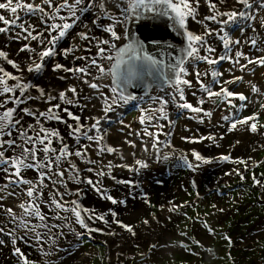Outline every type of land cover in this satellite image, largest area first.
<instances>
[{
    "label": "snow or ice",
    "instance_id": "obj_1",
    "mask_svg": "<svg viewBox=\"0 0 264 264\" xmlns=\"http://www.w3.org/2000/svg\"><path fill=\"white\" fill-rule=\"evenodd\" d=\"M161 28L171 40L152 31ZM261 29L264 0H0V250L9 249L16 264H56L54 258L62 259L58 242L69 234L79 241L92 238L104 231L97 223L107 228L118 225L137 236L139 225L118 219L116 209L98 211L82 202L93 192L118 207L126 208L129 197L156 207L138 179L150 167L148 160L136 158L135 152L130 153L131 163L107 159L113 155L126 161L121 149L107 143L104 124L109 114L128 105L139 112L155 163L175 160L192 173L223 162L243 164L247 170V161L234 160L230 153L215 156L191 148L177 154L171 140L160 137L171 135L164 131L174 123L170 109L223 130L181 137L188 144L207 141L205 147L218 148L238 125L258 132L259 113L241 118L238 113L247 107L248 97L229 86L244 81L235 70L252 74L255 66L264 67ZM244 46L254 49V56L247 55ZM221 62L229 64L231 78L219 70ZM49 77L60 86L46 83ZM248 83L253 93L264 95L256 84ZM229 110H234L232 115L223 114ZM214 113L223 123L212 125ZM118 122L124 124L122 118ZM143 152H150L147 142ZM117 170L133 178L122 177ZM233 174L245 179L238 169L226 173ZM251 179L264 188L254 173ZM191 184L195 189L196 180ZM119 186L127 191L120 194ZM197 198L202 199L199 192ZM169 205L159 210L179 213L189 206L172 201ZM211 207L224 211L215 203ZM150 217L160 223L154 212ZM197 222L216 235L207 219ZM141 224L150 226V220ZM180 235L203 247L187 231ZM223 239L231 248V237L225 234ZM179 246L191 251L188 244ZM25 247L35 248V258ZM156 248L152 243L148 253Z\"/></svg>",
    "mask_w": 264,
    "mask_h": 264
},
{
    "label": "rangeland",
    "instance_id": "obj_2",
    "mask_svg": "<svg viewBox=\"0 0 264 264\" xmlns=\"http://www.w3.org/2000/svg\"><path fill=\"white\" fill-rule=\"evenodd\" d=\"M243 50L247 55L254 56L251 54L248 46H244ZM221 63L223 67H220V70L225 72V78H228L227 69L229 68V64L227 62ZM201 68H203V65H201ZM260 68L262 69V67ZM235 72L237 75L243 74L238 69ZM259 73L262 75L264 70L263 73ZM262 84L264 86V80ZM249 89V100L247 102V107L242 112L241 118L258 112L259 120L257 125H259L261 129L263 128L261 125H264V109L261 108V105H264V95L256 99L253 97L255 93L251 91V86ZM138 114L137 109L128 105L126 106L125 112H119L117 110V113L110 115L109 122L104 124V129H106V140L108 143V126L115 123L117 125V127L114 128L115 132H118L122 139L131 140L135 143L136 156H150L153 152L150 147L151 141L148 137L143 136L140 127L141 124L138 121ZM239 114L240 113H238V115ZM170 116L174 123L166 127L164 131L170 132L171 135L167 138L162 135L160 137L162 141L165 139H172L175 126L184 118L181 113L171 109ZM121 118L124 120V124H117V121ZM161 123L166 122L161 121ZM144 127L145 126L142 125V129ZM209 131L223 134V130L220 127H216V129L210 127ZM110 138H112V136ZM233 140L231 136L228 138L227 135H225L224 139L219 142L220 147L218 148L215 146L211 148L205 147V145L209 143L207 141H205L204 145H195V148L201 150L204 154L219 156L220 154L230 153L234 160H246L248 163L247 170H245L243 164H238L239 167L243 169L240 172L244 175V180H241L240 176L235 174L217 180V177L221 176L225 170L231 172L236 168L235 165H237L223 162L210 165L211 171L209 170V173L204 172L205 175L212 180L211 189L209 188L208 184L210 183H208L207 177L202 179L203 183H201L200 188L196 186L194 189L191 181L195 173H192L186 168L178 167L175 160L165 163V167L162 169L168 171V175L165 176L167 179H165L163 175L157 174L159 169L152 170L149 174V180L150 182H154V186L150 187L146 193L151 203L156 205V207L145 209L143 208L145 204L139 203H134L131 207L128 205L126 208L122 206H112L113 209L121 213L119 219L123 220L125 223L141 225V221L146 219L149 213L158 212V194L161 192V187L156 184V180L159 179L161 182L160 184L166 183L167 186L174 185L177 189H175L174 194H170V199L176 198L182 204L187 203L189 206L181 208L179 213H175L171 219H168L163 240L159 241L155 239L156 235L160 234V232L157 234L156 230L155 234L149 237L147 241L132 242L131 245L126 248L125 252L122 253V251H117L114 260H111L110 257L112 256L109 252L108 244L103 238L85 237L81 243L90 253V259L86 264H264V204L258 205L259 202L264 203V200L261 199L262 196H264V188L255 186L251 179L254 173L257 179L264 182V176L261 175V173H264V163H261L264 161V148L259 153L255 151V136H252V140L248 141L244 139L239 141V143ZM144 142L149 144V153L143 152ZM245 142L247 143L245 144ZM173 144L174 141H172V145ZM167 150L168 149H163V151ZM187 150L188 149H186V151ZM138 157L142 158L140 156ZM122 162L127 161H121V163ZM171 162L174 165H170ZM256 165L259 166L257 167ZM198 179L200 181V178ZM183 180L186 182L184 185H182ZM178 182H182V184L177 186ZM123 192L125 193L126 191L123 190ZM197 192H199V196L202 199L197 198ZM217 192H222L223 195H218ZM213 203L217 204L218 208H223L224 211L220 212L213 209L211 207ZM124 211H128V213L125 214L123 213ZM184 213H186V215H184ZM206 213H211V216L207 215V217H205ZM147 219L150 220V218ZM204 219H207L208 223L216 229V235L214 237L207 233L201 223L197 222L198 220ZM156 225L158 227L160 226L157 223ZM259 229H263V231L257 233ZM136 230H138V228ZM183 231H187L189 236H194L203 244V247H199L193 244L187 237L181 236L180 233ZM225 234L232 239L231 248H229L228 242L223 239ZM252 234L253 236H251ZM64 242L66 246H70L72 243L68 238L65 239ZM152 243L157 244V248L148 253V248ZM181 243L190 245L191 251H187L180 247L179 245ZM137 245H139V247H137ZM207 249H212V252L207 251ZM25 251L30 258H35L36 252L34 247H25ZM140 252L148 253V255L141 256ZM192 252L197 253V255H193ZM9 253H11V251L8 249L7 254ZM133 256L135 257L134 260L129 259V257ZM8 260L10 263L7 262L6 264H16L15 257L10 256Z\"/></svg>",
    "mask_w": 264,
    "mask_h": 264
},
{
    "label": "bare ground",
    "instance_id": "obj_3",
    "mask_svg": "<svg viewBox=\"0 0 264 264\" xmlns=\"http://www.w3.org/2000/svg\"><path fill=\"white\" fill-rule=\"evenodd\" d=\"M248 35H251V33H249ZM236 74L237 73L235 72V75ZM245 74L246 75L244 78L243 85L245 83H247L248 81H253V82H255L257 87H259L261 89V93H264V86L262 84L263 80H264V76H261L260 73H256V72L252 73V74H249V73H245ZM228 78H231L229 74H228ZM45 82L46 83L50 82L51 85L56 86V87L60 86L59 82L56 81L55 79L51 78V77H49ZM85 91L88 92L90 90L85 89ZM260 96H261L260 94L255 93L253 97L257 99ZM94 102L95 101H93V103ZM97 107H99V106H97ZM208 107H209V105L206 104L205 108H208ZM124 110H126V107L118 109L119 112H123ZM116 113H117V111H116ZM181 114L184 118L179 124H177V126H175V129L173 130L174 132L172 135V139H171V142L174 141L173 145H175L174 147L177 150V154L179 153V150H185L186 151V149L189 150L191 148H195V145L185 143L181 139V137L189 136L190 134H196V135L205 134V133L207 134L208 132H210L209 130L211 127V126L207 125V121L205 122V124H198L197 121L188 119L185 114H183V113H181ZM223 114L229 115L230 113H229V111H227V112H224ZM84 115L86 116L87 112H85ZM109 115H112V114H109ZM218 122L223 123V121L219 120V113H214L213 117H212V125H217ZM117 124H120V123L117 121ZM108 127H109L108 137H107L108 138V144L113 146V147H117V148L121 149L124 153V156L126 157V161L131 163L133 160V157H131L130 153L135 152L136 147L135 148L131 147L130 144L128 143V142H132L131 140H124L121 138V136L119 135L118 132H115L114 128L117 127V125L115 123L112 124L111 126H108ZM140 127L142 130V125H140ZM257 127H258V132L252 133L247 128V126L238 125L237 129L233 130L232 132L227 134V136L230 135L234 139L233 141L237 142V141H241L244 139L248 140V141L252 140V136L254 135L256 137V149H255V151H260L264 148V127L261 129L259 128V125H257ZM186 129H192V133L186 131ZM111 136H112V138H110ZM119 141H122V142H119ZM246 143L247 142H245V144ZM152 153L150 156L143 155V157H142L141 155H138V156L148 160L149 164H150V167L148 169L142 170L141 174L138 177V179H140V181H141V187H142L144 193H146V191L150 187L154 186V182H150V180H149V174L152 172V170L159 169L157 174H161L164 177L168 175L167 174L168 171L162 169L165 167V163H155L151 159ZM138 156H136V158H139ZM107 159H112V160H114V162H121L118 159V157H115L113 155H108ZM170 165H174V164L171 162ZM209 170L211 171V168L209 166H204V168L201 171H199L198 173H195L197 176H193L195 178V180H196V177L200 178L199 183H196V185L198 187L201 185L202 179L207 177L204 172L209 173ZM117 172H119L122 177H127L129 179L133 178L126 171L117 170ZM226 173H228V171L224 172L221 176L217 177V180H219L222 177H230L229 175H226ZM165 179H167V177H165ZM206 179H207L208 183H212L211 179H209L208 177ZM184 180H183V184H182V182H178L177 186H180L181 184L182 185L186 184V182ZM105 183L107 185H111L112 182L105 180ZM160 183L161 182L159 181V179L156 180V184L160 185V187H161V192L158 194L159 195L158 196L159 209H160L161 205L170 206L169 201H172V202L176 203L177 205L182 204L176 198L170 199V194H174L175 189H177L174 185L173 186H167L166 183H163V184H160ZM123 190L127 191V189H125L123 186H119V193L120 194H124ZM82 202L86 207L96 208L98 211H107L108 208H112V206H113L109 202L101 200L93 192H88L87 195L83 198ZM134 203L145 204L142 199H139V197H137V199H132L131 197H129L128 198L129 207H131V205H133ZM143 208L148 209L149 207L145 204V206ZM159 209H158V212L155 214H156L157 219L160 221V223H159L160 226L158 227L155 222L151 221V217H150V213H149V216H147L146 218H150V226H145L143 224L139 225L138 230H137V236L135 238L131 237L123 229L119 228L118 225H112L111 228H107L102 223H97L95 226L102 228L104 231L93 233L92 237L93 238H96V237L103 238L107 242L109 252L112 256V257H110L111 260H114V257L117 255V251H120V252L122 251V253L125 252L126 248L129 245H131L132 242H134V241H142V242L147 241L149 237H151L152 235L155 234L156 230H157V234H158V232H160V234H158L160 237L158 235H156L155 239L159 240V241L163 240V238L165 237L166 227H167V223H168V217H173L176 212L169 213V212H167L166 209H165V211L161 212ZM123 213L127 214L128 211L127 212L124 211ZM208 216H211V213H209ZM119 217H121V213L118 211V217L117 218L119 219ZM77 228H78V226H77ZM154 229H155V231H154ZM108 231H115L117 233V235H108V234H106ZM262 231H263V229H259L258 233L262 232ZM67 238L72 241L70 246H66V244L64 242L65 239H67ZM58 244H59V247L61 249V251L58 253V257H62V259L54 258L56 260V264H86L89 261V259H90L89 251L87 249H85V247L83 246L81 241L76 240L71 234H69L66 238L60 240L58 242ZM7 252H8L7 248L0 250V264H6L7 262L10 263V261L8 259L11 255H10V253L7 254Z\"/></svg>",
    "mask_w": 264,
    "mask_h": 264
},
{
    "label": "water",
    "instance_id": "obj_4",
    "mask_svg": "<svg viewBox=\"0 0 264 264\" xmlns=\"http://www.w3.org/2000/svg\"><path fill=\"white\" fill-rule=\"evenodd\" d=\"M157 36H159V37H164V38H167V39H169L170 40V38L172 39V36L171 35H168L167 34V30H165V29H163V28H161V29H159V30H152ZM137 91H140V90H137ZM140 92H143V90L142 91H140Z\"/></svg>",
    "mask_w": 264,
    "mask_h": 264
}]
</instances>
